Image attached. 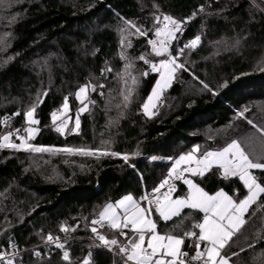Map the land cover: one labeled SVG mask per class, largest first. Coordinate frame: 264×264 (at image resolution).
<instances>
[{"label": "trees", "instance_id": "trees-1", "mask_svg": "<svg viewBox=\"0 0 264 264\" xmlns=\"http://www.w3.org/2000/svg\"><path fill=\"white\" fill-rule=\"evenodd\" d=\"M255 1L257 4L252 0H0V137L16 129L26 136L23 129L31 125L24 113L35 105L39 124L33 125L38 131L29 141L32 145L119 154L86 156L0 148V252L24 250L23 264H83L90 258L96 264H124L88 239L70 242L69 261L44 242L48 234L61 233L62 225L74 235H89L91 221L98 219L106 204L128 194L148 195L168 177L174 161L195 148L199 157L237 140L254 157L264 156V136L259 131L264 129V0ZM201 5L203 12L198 11ZM160 13L179 20L196 13L171 42V55H177L197 35L202 43L179 57L186 70L176 72L155 114L149 116L142 105L159 74L138 57H166L151 53L147 40L155 39L154 31L147 37L129 35L135 30L124 21L154 29V14ZM124 28H128L124 35L131 47L121 46ZM7 34L11 43L6 50L1 46ZM122 52L132 63L128 71L139 81L126 108L122 92L131 81L126 85L121 79L129 62L121 58ZM35 61L40 62L36 72L31 65ZM108 67L112 71L102 75ZM145 71L149 74L141 75ZM85 84L96 86V91L89 88L88 110L79 114L80 127L72 131L82 107L75 94ZM65 97L67 113H63ZM57 109L70 118L64 135L51 120ZM12 141L20 143L16 135ZM124 155L129 157L127 162ZM253 174L264 177L260 170ZM194 179L211 193L223 189L237 200L247 195L237 177L224 178L215 167L203 178ZM186 188L181 182L176 195ZM202 216L185 209V228ZM245 220L224 253L231 256V264H264V194ZM159 230L168 228L159 222ZM101 233L124 242V237L107 228ZM193 243V239L186 240V245ZM184 250L190 256L195 254L190 246Z\"/></svg>", "mask_w": 264, "mask_h": 264}, {"label": "snow or ice", "instance_id": "snow-or-ice-1", "mask_svg": "<svg viewBox=\"0 0 264 264\" xmlns=\"http://www.w3.org/2000/svg\"><path fill=\"white\" fill-rule=\"evenodd\" d=\"M198 11L203 12L204 6L201 5ZM195 15L196 13H193L192 17L179 20L169 14H154V23L156 25L154 29H145L134 22L124 21L128 28L135 30L132 33H128L129 35L147 37L149 31H154L155 39L147 40L148 45L151 46V53L156 57H166L158 62L149 60L146 55L138 57L139 60L150 65L151 72L159 73V79L142 105L145 115L151 116L155 114L152 110L156 108L163 91L170 87L176 72L185 69V65L178 62L179 57L184 55L186 49H196L201 42V36L197 35L194 39L184 44L178 50L177 55L169 53L171 42L178 38V33H182L184 30L183 25ZM12 19L14 20L15 17ZM128 28L121 29L122 38L120 43L124 48L131 47V40L124 35V33L128 32ZM237 44H239V41H237ZM121 58L129 61L124 52L121 53ZM131 67L132 63L129 61L125 65V74H121V79L124 80L126 85H128L129 80L131 81L126 91L122 92L124 108L131 103L135 86L139 83L137 77L128 71ZM104 71L110 72L111 68L102 70V75ZM148 74L147 71L141 73L143 76ZM99 87L103 88L104 86L100 85ZM89 88L92 91H96V86L85 84L75 94L82 107L77 113L75 129H72V131L78 130L80 127L79 114L88 110V103H85V100L87 99ZM204 88L208 89V85L204 84ZM44 95H47V93H44ZM89 103L95 102L89 101ZM117 107H120V105H117ZM68 109V97H65L63 113H67ZM35 112L36 106L33 105L24 113L26 122L29 125L39 124V121L35 119ZM243 114V112L240 113L241 116ZM15 115H20V113L17 112ZM51 120L53 125H55V130L64 135L65 130L68 128V119L61 120L58 112L54 111L51 113ZM248 123L252 124V121H248ZM253 126L255 127V125ZM23 131L27 133L26 136L19 135L21 129L4 134L0 137V148L23 149L24 151L36 153L55 152L86 156L96 155L97 153L103 156L119 155L115 152H100V150L85 148L36 147L29 141L34 138V133L38 129L27 127ZM259 131L264 136V129H259ZM14 135L18 136L20 143L12 141ZM198 151L199 149L195 148L192 152L181 155L175 161L168 173V177L158 187L153 189L151 197L147 195L142 197L147 202L146 206H143L131 195H126L114 204H106L102 211L99 212L98 219L91 221L93 238L95 241H99L96 247L104 248L108 251L116 249L117 254L123 257L124 264H229L231 256L224 253V249L246 223L245 214L252 205L257 203L261 194H264V177L258 178L253 174V170H260L264 173V156L254 157L237 140H233L221 150L208 151L199 157L195 155ZM122 158L126 162L129 159L127 155ZM181 165H186V167H181ZM214 167L218 171L222 170L224 178L237 177L247 189V195L237 201L232 195L222 189L215 194H209L199 184L184 176L185 173H189L193 177L203 178ZM173 179L183 180V183L188 186L186 196L173 198V193L176 191V186L170 183ZM166 186L167 190L162 192L161 190ZM184 209L202 213V219L186 229L182 217ZM174 218H180V220L176 221ZM159 222H163L168 230L161 232L159 230ZM169 222H172L171 227H168ZM96 225L118 233L120 237H124V242H121L115 236L109 238L107 235L102 234ZM195 229H198V232ZM60 231L67 233L69 228L62 225ZM129 232L131 235H129ZM188 239H193L194 243L186 245V240ZM46 242L54 244L58 249L65 248V244L60 242V237H54L52 234H48ZM189 246L194 249V255L190 256L189 252L184 250L185 247ZM12 247L15 248V245H12ZM249 247H254V245ZM243 251L245 249H241V252ZM35 254L37 256L40 255L39 252ZM16 255L17 253H12V257ZM231 255L236 256L239 253H232ZM89 257H91V253H89ZM62 259L69 261L68 251H63ZM0 262L2 264H14V259L10 258L8 253L0 252ZM83 264H90V260H84Z\"/></svg>", "mask_w": 264, "mask_h": 264}, {"label": "built area", "instance_id": "built-area-1", "mask_svg": "<svg viewBox=\"0 0 264 264\" xmlns=\"http://www.w3.org/2000/svg\"><path fill=\"white\" fill-rule=\"evenodd\" d=\"M156 62H158V61H156ZM56 112H58V114H61V110L60 109H57V111ZM60 119L62 120V119H65L64 118V115H60ZM57 123H59V121H57ZM5 125H7V122H5L4 123ZM177 160V159H176ZM175 160V161H176ZM174 161V162H175ZM194 166V165H193ZM181 167H186V165H181ZM185 175H187V173H185L184 174V176ZM181 182H183V180H176V179H173V180H171L170 181V183H172V184H174L175 186H176V190L178 189V187H179V185H180V183ZM160 185V183L159 184H157L156 186H155V188L156 187H158ZM167 190V186L164 188V189H162L161 191L163 192V191H166ZM152 193H153V190H151L150 192H149V194L147 195V196H149V197H151V195H152ZM146 202V201H145ZM147 203V202H146ZM96 227L100 230V232L102 231V230H104V229H106V228H100V226L99 225H96ZM60 237V242H62V243H64L65 244V248L64 249H58V248H56L55 247V245L54 244H51V243H47L46 242V240H45V242H44V244L45 245H47V246H50V247H53L54 249H57V250H59V251H61V253L63 254V251H68L69 252V256H70V242L72 241V240H74V239H88V240H90V241H92L94 244H98L99 243V241H95L94 240V238H93V233L91 232L89 235H87V236H83V235H74V234H72L70 231H68L67 233H65V232H61V233H58L57 235H54V237ZM104 249V248H103ZM107 252H109L113 257H115V258H117V259H120L123 263H124V259H123V257L122 256H120V255H118L117 254V250L116 249H114L113 251H108L107 249H105ZM13 252H15V253H17V255L15 256V257H12V253ZM12 253H10V254H8L9 255V257L10 258H13L14 259V264H23V261H22V254H23V252H24V250H17V251H13ZM90 260V264H96V262L92 259V258H90L89 259ZM0 264H2V262H0ZM114 264V263H113Z\"/></svg>", "mask_w": 264, "mask_h": 264}, {"label": "rangeland", "instance_id": "rangeland-1", "mask_svg": "<svg viewBox=\"0 0 264 264\" xmlns=\"http://www.w3.org/2000/svg\"><path fill=\"white\" fill-rule=\"evenodd\" d=\"M253 2H255L256 3V1L255 0H252ZM257 4V3H256ZM5 7H7L8 8V6H5ZM10 9V8H9ZM10 34H7L6 36H4V39L2 40L3 41V45L1 46V48L3 47L4 49H8V44H10L11 43V39H10V36H9ZM200 43H202V41L200 42ZM160 59H162V58H157V59H154V60H151V61H153V62H156V61H159ZM39 61L37 62V61H35L34 63H32L31 65H32V68H34L35 70H33L34 72H36V71H38L39 70ZM108 68H111V67H108ZM111 71H112V69H111ZM110 71V72H111ZM159 74V73H158ZM175 77V76H174ZM158 79H159V76H158ZM157 79V80H158ZM173 80H174V78H173ZM173 80H172V82H171V85H172V83H173ZM171 85H170V87H171ZM170 87H168V88H166L164 91H163V93L164 92H166ZM41 88V87H40ZM89 91H90V89H89ZM89 91H88V93H87V99L86 100H88L89 99ZM163 93H162V95H163ZM30 95H32V94H30ZM162 95H161V97H162ZM160 97V98H161ZM33 99H37V97L35 98V96H34V98ZM86 100H85V102H86ZM160 100V99H159ZM159 102V101H158ZM158 102H157V105H158ZM157 107V106H156ZM155 110H156V108L155 109H153L152 111L153 112H155ZM68 116V115H67ZM67 116H64V118L66 119V118H68ZM69 121H70V118H68V123H69ZM29 127H32V128H34L35 129V127H33V125H31V126H29ZM185 178H189V179H192L195 183H197V184H199L195 179H194V177H191V176H189L188 174L187 175H185ZM186 185V184H185ZM200 185V184H199ZM201 186V185H200ZM186 191L185 192H183V193H180V194H178V195H174V193H173V198H176L177 196H179V197H184V196H186L187 195V193H188V186L186 185ZM202 187V186H201ZM223 190V189H222ZM206 191V190H205ZM219 191V190H218ZM224 191V190H223ZM208 192V191H207ZM217 192V191H216ZM216 192H213V193H211V192H208L209 194H215ZM226 192V191H225ZM227 193V192H226ZM229 194V193H228ZM128 195H131V196H133V198L134 199H136L137 201H139L143 206H146L147 204L145 203H143V199L141 198V197H136V196H134L133 194H128ZM229 195H231V194H229ZM233 196V195H232ZM125 197V196H124ZM123 197V198H124ZM234 197V196H233ZM245 197V196H244ZM243 197V198H244ZM123 198H121V199H123ZM243 198H241V199H243ZM121 199H119V200H121ZM234 199H236V197H234ZM118 200V201H119ZM237 200V199H236ZM240 200V199H239ZM238 201V200H237ZM114 203H116V202H114ZM113 203V204H114ZM185 210V209H184ZM154 215V217H155V213L153 214ZM244 219H245V217H244ZM229 264H231L230 262H229Z\"/></svg>", "mask_w": 264, "mask_h": 264}, {"label": "water", "instance_id": "water-1", "mask_svg": "<svg viewBox=\"0 0 264 264\" xmlns=\"http://www.w3.org/2000/svg\"><path fill=\"white\" fill-rule=\"evenodd\" d=\"M188 175L191 176V174H189V173H188ZM191 177H193V176H191ZM194 178H195V177H194ZM174 194H176V192H175Z\"/></svg>", "mask_w": 264, "mask_h": 264}, {"label": "crops", "instance_id": "crops-1", "mask_svg": "<svg viewBox=\"0 0 264 264\" xmlns=\"http://www.w3.org/2000/svg\"><path fill=\"white\" fill-rule=\"evenodd\" d=\"M175 192H177V191H175ZM175 192H174V193H175ZM174 195H176V194H174Z\"/></svg>", "mask_w": 264, "mask_h": 264}]
</instances>
